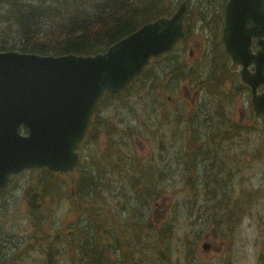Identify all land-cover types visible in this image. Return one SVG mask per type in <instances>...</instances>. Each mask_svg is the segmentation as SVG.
<instances>
[{
    "label": "trees",
    "instance_id": "trees-1",
    "mask_svg": "<svg viewBox=\"0 0 264 264\" xmlns=\"http://www.w3.org/2000/svg\"><path fill=\"white\" fill-rule=\"evenodd\" d=\"M183 2L192 0H0V52L95 56L145 24L171 17ZM226 3L227 0L222 1L215 13L219 36ZM185 29L187 36V24ZM219 46L226 60L227 55ZM177 52L174 48L152 59L142 75L125 90L115 95L106 93L100 100L79 147L81 161L74 183L70 179L71 188L64 194L73 204L69 212L73 219L66 226L70 234L60 237L55 233L52 238L54 242L62 238L69 245L71 264H113V259L119 264H173L172 241L177 235L175 221L181 209L175 205L171 221H166L165 215L159 220L153 209L167 195L180 203L173 184L178 177L183 180V189L194 193L193 197L202 191L203 201L211 211L204 217L206 226L213 227L225 243L235 242L238 227L251 216L255 199L250 195L237 196L234 160L220 156L224 144L231 145L233 137L243 130L226 113L234 97L225 96L223 86H219L221 93L207 91L208 86H191L198 92V100L180 102L179 87L170 86L190 76L184 73L187 66ZM165 60L168 63L160 66L159 62ZM226 70L225 76L229 73ZM168 77L170 83L161 86L163 91L159 93L158 80L164 84ZM134 92H138V97ZM106 110L114 114L103 115ZM223 124L229 127L224 128ZM173 127H178L176 132L167 134L166 128L170 132ZM102 136H106L107 144L99 155L95 147ZM174 160L178 162L177 170ZM35 173L39 174V193L47 200L62 197L50 192L48 186L56 180L65 182L67 175L33 170L21 176ZM7 192L0 194V200ZM195 202L187 200L196 206ZM19 206L20 213L31 215L26 223L45 236L44 218H34L41 210H23L21 202ZM190 212L191 218L194 217L193 210ZM201 218L196 217L198 221ZM203 233L182 232L190 251V257H184L187 264H195L192 262ZM3 235L12 238L15 234L12 231L0 234V263L17 262L16 258H9L12 249L8 245L13 243L3 239ZM50 239L48 236L42 244L49 249L48 264H56ZM24 245L17 243L15 247ZM258 264H264V256Z\"/></svg>",
    "mask_w": 264,
    "mask_h": 264
},
{
    "label": "water",
    "instance_id": "water-1",
    "mask_svg": "<svg viewBox=\"0 0 264 264\" xmlns=\"http://www.w3.org/2000/svg\"><path fill=\"white\" fill-rule=\"evenodd\" d=\"M186 10L184 2L171 17L145 24L95 56L0 52V194L13 177L33 170L70 175L74 183L79 146L100 100L125 90L152 59L186 39ZM221 40L230 70L251 91L255 120L264 123V0H228ZM39 196L29 195L31 209L42 207ZM202 249L209 252L212 244Z\"/></svg>",
    "mask_w": 264,
    "mask_h": 264
},
{
    "label": "rangeland",
    "instance_id": "rangeland-1",
    "mask_svg": "<svg viewBox=\"0 0 264 264\" xmlns=\"http://www.w3.org/2000/svg\"><path fill=\"white\" fill-rule=\"evenodd\" d=\"M222 1L224 0H192L191 3L186 2L187 22L186 20L185 22L189 26L188 35L176 48L178 51L177 56L187 66L184 73L190 77L187 80L175 81V85L171 84L170 88H173V86L179 87L182 92L181 97L178 98L180 102H194L196 91L195 89L193 91L191 86H208L207 91L215 90L217 93H221L219 86H223L224 95L234 97L230 105H227L226 113L229 120L240 123L243 130L240 134L233 137L231 145L224 144V153L220 156L227 155L234 160L232 169L236 176L233 183L237 196L250 195L255 199L256 205L252 210L251 216L245 219L242 225L238 227L235 242L233 244L225 243L220 236L216 235L213 227L207 228L206 226L204 217H208L211 211L209 204L203 201L202 191L199 190L198 196L196 197L195 195L193 197L194 193L188 189H183V180L178 177L177 182L173 184H175L177 198L179 197L180 203L177 204L176 198H171L170 195H167L153 209V212L157 213L159 220L165 215L166 221L173 219V208H175V205L181 209L179 212L180 217L178 221H175L177 224V235L172 241L173 264H187L184 257L185 255L188 256L190 251L189 246L182 237V232L184 233L185 230L204 231L197 244L195 260L192 262L195 264H258L260 258L264 256V123L254 122L250 90L241 86L240 82L230 72L226 76V73L224 74V71H227L226 69L229 67L230 60L228 57L225 60L219 51L220 44L223 52L224 47L221 36L216 34L217 26L215 25V13L219 10ZM203 19H208V21L205 23ZM167 63V60H165L159 62V65L165 66ZM192 65L195 67L193 68ZM155 76L159 79L157 72ZM168 83H170V77L164 84L158 80L157 85L160 84L159 93L163 91L161 86H166ZM134 93L138 97V92ZM166 97L170 96L167 95ZM208 113L210 112L208 111ZM102 114L112 116L114 113L111 110H106ZM113 121L115 120L113 119ZM222 127L228 128L229 125L223 124ZM177 129L178 127H173L169 132L166 128V132L172 135ZM106 144L107 138L102 136L95 147L96 153L101 155ZM174 166L177 170L178 162L176 160H174ZM38 175V173H35L18 177L10 184L8 189H5V192L8 191L7 194L5 193L1 196L0 234L7 231H12L15 234L12 238L8 235L6 237L3 235V239L11 240L13 243L8 245L12 249L9 258L18 260L9 264H48L47 251L49 249L42 244L43 240L48 236H51L49 243L55 252V263L71 264L69 261L71 260L69 245L62 238L58 239L57 242L52 239L55 233L60 237L70 234V230H67L66 226L73 219L69 215V212L73 209V204L64 194L71 188V186H68L71 176L67 175L68 179L65 182L56 180L54 184L50 183L48 190L55 195L58 194V196L61 194L62 197H53L47 200L37 189L39 186ZM31 189L33 192L41 194L38 200L42 204L39 209L41 214H35L37 216H34V218H44L45 236L36 232L32 226L30 227L26 223L28 222L26 220L31 216L30 214H22L19 211L20 202L21 209L33 210L27 205L29 195L33 193L30 192ZM195 197L196 202L194 201ZM187 200H193L196 206L188 204ZM210 206L212 205L210 204ZM190 210H193V214H195L192 218ZM3 216L8 218H1ZM198 216L202 217L200 221L196 219ZM14 224H18L20 227H11ZM27 225L28 229H26ZM205 242L212 244V249L209 252H205L202 249ZM17 243H24L25 245L22 248H16ZM233 245L232 250H229V247ZM113 264L119 263L113 259Z\"/></svg>",
    "mask_w": 264,
    "mask_h": 264
},
{
    "label": "flooded vegetation",
    "instance_id": "flooded-vegetation-1",
    "mask_svg": "<svg viewBox=\"0 0 264 264\" xmlns=\"http://www.w3.org/2000/svg\"><path fill=\"white\" fill-rule=\"evenodd\" d=\"M223 26H224V13H223ZM253 50L254 51H256L257 50V41H255L254 42V45H253ZM225 52V51H224ZM226 54V53H225ZM227 55V54H226ZM228 57V56H227ZM229 58V57H228ZM229 60H230V58H229ZM230 65H231V62H230V64H229V67H228V69H229V72L232 74V75H234V78L237 80V81H239L240 82V85L241 86H244V87H246L247 89H249L244 83H243V81H242V78H241V76L239 75V73L238 72H232L231 70H230ZM250 70L252 71L253 70V68L251 67L250 68ZM250 90V89H249ZM264 91V85H262V87H260L259 88V92L260 93H262ZM250 93H251V91H250ZM197 94H198V92H195V100L197 99ZM251 101H252V96H251ZM251 106H252V102H251ZM252 109H253V107H252ZM254 111V110H253ZM254 119V122L256 123V122H262V120H255V117L253 118ZM263 123V122H262Z\"/></svg>",
    "mask_w": 264,
    "mask_h": 264
},
{
    "label": "bare ground",
    "instance_id": "bare-ground-1",
    "mask_svg": "<svg viewBox=\"0 0 264 264\" xmlns=\"http://www.w3.org/2000/svg\"><path fill=\"white\" fill-rule=\"evenodd\" d=\"M119 94V93H118ZM80 161H81V158H80Z\"/></svg>",
    "mask_w": 264,
    "mask_h": 264
}]
</instances>
